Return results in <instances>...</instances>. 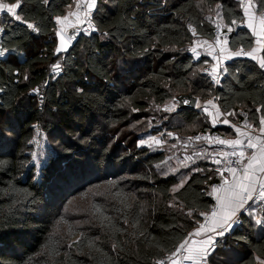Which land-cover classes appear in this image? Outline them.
Here are the masks:
<instances>
[{"label":"trees","instance_id":"16d2710c","mask_svg":"<svg viewBox=\"0 0 264 264\" xmlns=\"http://www.w3.org/2000/svg\"><path fill=\"white\" fill-rule=\"evenodd\" d=\"M0 2H19L21 16L0 19V264H155L171 256L202 222L211 205L207 189L219 177L201 155L185 163L166 138V131L185 137L209 128L201 108L179 109L176 101L170 113L159 108L191 93L199 103L216 98L223 112L246 109L253 127L264 119L259 64L233 57L212 85L183 23L209 37L219 20L231 27L230 49H251L239 2L96 0L94 30L58 57L55 19L73 0ZM252 2L260 14L264 0ZM261 52L264 59V33ZM54 65L58 74L51 77ZM36 131L52 149L38 167L31 155ZM158 134L162 146L140 143ZM258 218L256 225L241 213L240 224L215 241L207 264L264 260V213Z\"/></svg>","mask_w":264,"mask_h":264},{"label":"built area","instance_id":"2783aa9c","mask_svg":"<svg viewBox=\"0 0 264 264\" xmlns=\"http://www.w3.org/2000/svg\"><path fill=\"white\" fill-rule=\"evenodd\" d=\"M75 4V18L73 20L72 31L77 35L81 34H89L94 30L93 25V10L88 9L86 5L90 2V0H73ZM239 2L241 9L245 8L247 4H249V0H236ZM96 3V0H95ZM77 4L80 5L77 8ZM251 4L254 9L255 6L251 0ZM260 18L264 20V10L260 12ZM183 23L191 35L194 36V40L202 39L204 44L203 48L199 54L200 58H204L205 62L202 67V74L204 77L212 83V85L217 86L224 72V63L221 61V53H220V45L223 42L229 41V37L231 31L229 28L224 26L221 23L215 22L212 25L209 37H200L195 35L194 29L189 25V23L183 19ZM4 26L0 23V41L3 35ZM260 42L263 40L259 39ZM0 50L1 43H0ZM251 49H239L241 57H248L243 53H249ZM3 51V50H2ZM2 57V56H0ZM260 70L264 71L259 64ZM58 74V69H51L48 72V75L51 77H56ZM38 106H41L43 103V93L42 90L38 91L36 94ZM231 133L235 134L231 136L230 134L224 133L214 126H210L205 130H200L189 134L185 137H179L174 133H169L172 140L180 147L181 158L183 161L189 165H193L196 162V158L198 155L203 156L207 163L216 167L221 171V173L230 172L229 169H235L236 175H241L244 173L246 168V159L244 155L241 156V151L235 145L226 143L227 141H235V139L239 138L243 134H251L253 131V125L250 120V114L246 109L237 110L236 116L232 119L228 124ZM239 129L240 133L237 131ZM199 138V139H197ZM218 141H225V143H219ZM254 149L253 151H255ZM216 161H219L217 163ZM224 184V181L218 180L213 181L208 189L207 195L210 197L211 205L209 210L204 214L203 220L207 222L213 213H217L218 211V199L219 192ZM261 191V184L255 186V190L252 192V199H246L244 204L247 207L249 204L254 205L255 214L257 217H261L264 213V199L259 197V193ZM234 225H239L240 221ZM229 232V231H228ZM170 256L162 258L158 260L155 264H166ZM207 264L206 260H189L185 259L182 255H180L179 264Z\"/></svg>","mask_w":264,"mask_h":264},{"label":"crops","instance_id":"0c3cea01","mask_svg":"<svg viewBox=\"0 0 264 264\" xmlns=\"http://www.w3.org/2000/svg\"><path fill=\"white\" fill-rule=\"evenodd\" d=\"M3 3V2H0ZM9 5V4H8ZM247 9V13L245 11ZM17 11V9H16ZM255 9L253 5L249 6L247 4L245 8L243 9L244 13V21L243 25L250 31V33L254 37V45L251 48L250 52L251 55H248L249 58L253 59L255 62L260 64V60L263 59L262 57V48H263V42H260L259 39L263 40V33H264V25L261 21L260 15L255 13ZM17 13V12H16ZM70 13H75V4L73 3L72 7H70V10L63 16L57 17L55 19L56 21V31H59L62 33L70 42H72V39L69 38V31L72 30L73 26V20L75 18V15H70ZM9 15L12 16L10 13H8L6 10H0V19L3 15ZM258 16V17H257ZM63 17H67L66 20L63 19ZM58 18H61L58 20ZM249 24H251V27H249ZM259 41V42H258ZM203 40L202 39H196L193 41V44L190 48L191 52L194 54V57H198L202 48H203ZM195 49V51H193ZM255 49L256 51H253ZM239 49H230L228 41L223 42L220 45V53H221V61L225 63L226 61L232 59L233 57H236L235 53L238 52ZM255 57V58H253ZM211 101V103H209ZM201 110L204 112V114L207 116V120L210 124V126H216L220 128H226L228 129L231 136H234L235 134L231 133V130L228 127L229 122L235 118L237 110L235 111H229V112H223L221 111L216 98L212 97L209 100H206L202 103H199ZM227 120L228 123H224V121ZM261 129H264V123H261L260 126L254 127L251 134H243L238 139L240 143L236 144V146L239 148L241 153H243L245 159H246V168L249 165V162L252 161L251 168H248L249 172V178L246 180L244 178V173L241 175H236L230 172L221 173L219 169L217 170V175L219 177V180L224 181V184L221 188V191L219 192V199H218V211L215 215L211 216L210 219L205 222H200L188 235L185 241H187V244H185V241L182 244H185V248L181 249L180 246L174 253L169 257L168 262L166 264H172V261H176V264H179L180 255L183 257L187 256L189 252L188 249L193 250V253H195L198 250H201L203 248H206L207 245H205L203 242L208 240V237L211 236L214 243L217 239L221 238L222 236H218L215 234V232L211 231L213 227H215L216 223L219 221L220 217L224 214V206L228 204V201L233 197L234 190L239 191V188L237 185L240 183L243 184H249L251 185L254 181V186L258 184L264 183V171H261L262 168H264V132L261 131ZM240 133V132H239ZM249 143L252 145H255V147H249ZM256 149L255 151H253ZM253 157L255 159L253 160ZM245 172V171H244ZM186 181V178L181 180L176 186L172 188V191L177 190L178 188L183 185V183ZM255 207L252 204H249L247 207H243L242 209L237 211L236 217L234 218L237 220L238 216L241 213L247 214L251 217L253 221H255L256 225L260 224L261 220L258 218L255 214ZM257 221H260L259 223ZM201 226L206 229V231H201L200 235H195V233L198 230H201ZM235 225L233 224L232 228ZM227 232H225L226 234ZM224 234V235H225ZM223 235V236H224ZM214 248V244L211 248H208V253H210ZM204 253H201L203 255ZM199 257H194V260H198Z\"/></svg>","mask_w":264,"mask_h":264},{"label":"snow or ice","instance_id":"6c2138e0","mask_svg":"<svg viewBox=\"0 0 264 264\" xmlns=\"http://www.w3.org/2000/svg\"><path fill=\"white\" fill-rule=\"evenodd\" d=\"M44 2L47 3V0H44ZM19 6H20L19 2L16 4H12V5H8L6 3H0V10H6L16 20H21V16L17 15V13H16V9ZM249 6H251V0H249ZM79 7H80V5L77 4V8H79ZM86 7L89 10L94 8L95 7V0H90V2L86 5ZM219 7H220V5H217V8H219ZM245 11L247 13V9H245ZM75 14L76 13H70V15H75ZM218 15H219V13H218ZM59 19H61V18H58V20ZM63 19L66 20L67 17H63ZM232 23H235V21H232ZM28 27L34 28V25L28 24ZM249 27H251V24H249ZM229 31H231V27H229ZM61 50H63V49L62 48L57 49L58 52ZM193 51H195V49H193ZM253 51H256V50L253 49ZM240 54H241L240 52L235 53V55H240ZM243 54L251 55V53H243ZM3 55H5V51L0 50V56H3ZM253 58H255V57H253ZM260 66L262 68H264V59L260 60ZM54 68L58 69L59 65H55ZM25 79H27V77H25ZM209 103H211V101H209ZM224 123H228V121L225 120ZM261 123H264V119H262ZM237 131L239 132L240 130L237 129ZM261 131L264 132V129H261ZM197 139H199V138H197ZM218 142L219 143H225V141H218ZM226 143L235 145V144H239L240 141L239 140L227 141ZM249 147H255V145H252L251 143H249ZM242 155H243V153H241V156ZM254 159H255V157H253V160ZM216 162L219 163V161H216ZM251 166H252V161H250L248 167L245 168L244 178L246 180L249 178L248 168H251ZM229 171H231L233 174H235V172H236L235 169H229ZM261 171H264V168H262ZM237 187L239 188V191L234 190L233 197L228 201V204L226 206H224V214L220 217V219L216 223L215 227H213L211 229V231L215 232V234L218 236H223L225 234V232H228L232 229L233 224L237 222L234 219L236 217L237 211L244 207L246 199H252V192L255 190L254 181L251 185L240 183L239 185H237ZM259 197L261 199H264V183L261 184V191L259 193ZM213 215H215V213H213ZM257 222L259 223L260 221H257ZM202 230L206 231V229H204V227L201 226V230H198L195 233V235H200V232ZM203 243L205 245H207L206 248L198 250L195 253H193V250L188 249L187 251L189 252V254L187 256H185L184 258L192 260V259H194V257H199L200 260H206L208 248H211L213 246L214 241H213L212 237L209 236L208 240L204 241ZM185 244H187V241H185ZM185 244H181L180 248L184 249ZM201 253H204V254L201 255ZM174 255H175V253H174ZM161 264H162V262H161ZM172 264H176V261H172ZM259 264H264V260H260Z\"/></svg>","mask_w":264,"mask_h":264},{"label":"rangeland","instance_id":"374dc122","mask_svg":"<svg viewBox=\"0 0 264 264\" xmlns=\"http://www.w3.org/2000/svg\"><path fill=\"white\" fill-rule=\"evenodd\" d=\"M261 21L263 22V25H264V21L262 19H261ZM215 22L221 23L219 20H216V19H215ZM54 66L52 67V69H55ZM175 101H176V98H174L173 101L169 102L167 105H165V106H163V107H161L159 109H161V111H163V112L170 113L176 107L175 106L176 105ZM199 105L200 104L197 101L196 107L199 106ZM204 117H206V116H204ZM150 121L151 120H147L146 121L147 126H150L152 124V122H150ZM162 123H163L162 120L161 121L157 120L155 124H157L158 126H162ZM163 129L164 128H162V130ZM163 132L164 131H162V133ZM169 133H173V132H169V131L167 132L166 131V138L167 139H171ZM160 137H161V135H159V134L158 135H154V136H150L147 139H144V140L140 141V143L145 144V145H147L149 147L158 148V147L162 146L166 142V139L162 140V138H160ZM0 142H1V139H0ZM50 146H51V144H49V141L47 140L45 135H43V134L39 133L38 131H36L35 135H34V138H33V147L34 148H33V151L31 153V155H32V164L33 165L35 164L36 167H38L41 164L45 163L47 155L50 154V152L52 151V149H50ZM179 163L182 164L184 162L180 161ZM76 207L77 206H73L71 208V210H70L71 214H77L78 209H76ZM62 208H63V206L61 207V209ZM208 255H209V253H207V256ZM206 259L208 260V258H206Z\"/></svg>","mask_w":264,"mask_h":264},{"label":"water","instance_id":"95a60500","mask_svg":"<svg viewBox=\"0 0 264 264\" xmlns=\"http://www.w3.org/2000/svg\"><path fill=\"white\" fill-rule=\"evenodd\" d=\"M69 38L75 39L78 35L73 33L72 30L69 31ZM56 44L54 48V56L58 57L60 55H65L70 50L72 42H70L62 33L59 31L55 32ZM58 48L63 50L57 51ZM177 108L179 109H194L197 104V98L194 97L191 93L179 94L176 96ZM186 101V102H185Z\"/></svg>","mask_w":264,"mask_h":264}]
</instances>
